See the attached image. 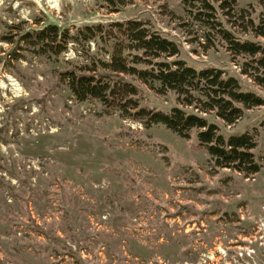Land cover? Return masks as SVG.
I'll return each instance as SVG.
<instances>
[{
    "label": "rangeland",
    "instance_id": "1",
    "mask_svg": "<svg viewBox=\"0 0 264 264\" xmlns=\"http://www.w3.org/2000/svg\"><path fill=\"white\" fill-rule=\"evenodd\" d=\"M238 5L253 17L264 10ZM192 13L182 0H0V264H264V105L232 125L217 119L255 134L262 169L246 177L215 166L195 134L148 127L114 100L79 101L61 80L87 64L88 74L136 84L140 105L179 104L104 67L125 38L116 23L133 18L177 42L189 64L225 69L264 97L241 72L245 58ZM51 23L101 34L60 56L5 40Z\"/></svg>",
    "mask_w": 264,
    "mask_h": 264
},
{
    "label": "trees",
    "instance_id": "2",
    "mask_svg": "<svg viewBox=\"0 0 264 264\" xmlns=\"http://www.w3.org/2000/svg\"><path fill=\"white\" fill-rule=\"evenodd\" d=\"M258 1L264 5V0ZM182 2L193 12L195 20L211 29L212 37H219L232 54L245 58L240 62L241 72L252 75L258 84L264 85V76L260 75L264 70V10L253 17L249 9L238 5V0ZM116 24L125 38L114 43L117 54H112L110 63L103 61L104 67L134 76L157 93L172 92L179 104L169 111L140 105L136 84L88 74L87 64L81 65L78 72L60 73L72 95L79 101L96 98L109 103L114 100L124 116H132L148 127L164 124L185 138L195 134L217 167L236 170L246 177L260 172L262 163L254 152L258 144L255 134L248 130L226 131L217 119L232 125L248 109L264 105V97L248 90L237 75L225 69L189 64L179 57L177 42L151 30L140 19L131 18ZM238 26L242 29L238 30ZM100 29V25L86 26L71 33L51 23L24 31L18 39L5 35V40L16 48L29 46L38 55L60 56L70 43L81 44L96 38L101 34ZM15 51L14 48L12 54ZM14 58L21 57L15 55Z\"/></svg>",
    "mask_w": 264,
    "mask_h": 264
}]
</instances>
